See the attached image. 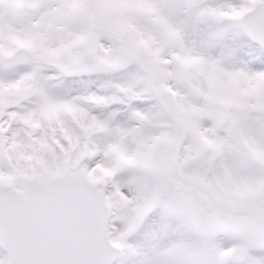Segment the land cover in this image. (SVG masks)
<instances>
[{
  "label": "snow or ice",
  "instance_id": "6c2138e0",
  "mask_svg": "<svg viewBox=\"0 0 264 264\" xmlns=\"http://www.w3.org/2000/svg\"><path fill=\"white\" fill-rule=\"evenodd\" d=\"M0 264H264V0H0Z\"/></svg>",
  "mask_w": 264,
  "mask_h": 264
}]
</instances>
